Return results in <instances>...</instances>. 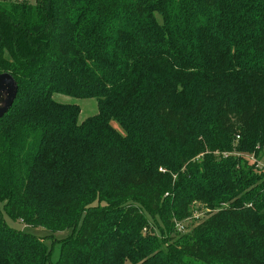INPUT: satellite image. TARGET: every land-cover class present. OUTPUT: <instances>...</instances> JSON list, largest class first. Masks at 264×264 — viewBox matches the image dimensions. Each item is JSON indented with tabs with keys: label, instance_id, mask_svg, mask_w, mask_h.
Segmentation results:
<instances>
[{
	"label": "trees",
	"instance_id": "1",
	"mask_svg": "<svg viewBox=\"0 0 264 264\" xmlns=\"http://www.w3.org/2000/svg\"><path fill=\"white\" fill-rule=\"evenodd\" d=\"M4 73L0 202L56 264H264V0H2ZM48 259L0 216V264Z\"/></svg>",
	"mask_w": 264,
	"mask_h": 264
},
{
	"label": "rangeland",
	"instance_id": "2",
	"mask_svg": "<svg viewBox=\"0 0 264 264\" xmlns=\"http://www.w3.org/2000/svg\"><path fill=\"white\" fill-rule=\"evenodd\" d=\"M31 4L35 3V0H28ZM2 3V0H0ZM53 99L55 102L60 104L77 105L80 108V115L78 122L82 123L84 120L93 117L97 114V105L95 100H77L61 95H54ZM115 129L122 132L116 123H112ZM0 216L7 227L19 231L23 234L31 235L40 239L44 242L45 246L49 251V259L47 264H56L59 259L60 253V241L69 237L71 231H64L58 233H50L47 229L42 227H28L20 221H14L10 219L3 209V203L0 202ZM185 223H189L188 221Z\"/></svg>",
	"mask_w": 264,
	"mask_h": 264
},
{
	"label": "water",
	"instance_id": "3",
	"mask_svg": "<svg viewBox=\"0 0 264 264\" xmlns=\"http://www.w3.org/2000/svg\"><path fill=\"white\" fill-rule=\"evenodd\" d=\"M18 87L10 74H0V119L11 109Z\"/></svg>",
	"mask_w": 264,
	"mask_h": 264
},
{
	"label": "built area",
	"instance_id": "4",
	"mask_svg": "<svg viewBox=\"0 0 264 264\" xmlns=\"http://www.w3.org/2000/svg\"><path fill=\"white\" fill-rule=\"evenodd\" d=\"M252 161H254V159H252ZM257 167H259V168H264V164H262V163H257Z\"/></svg>",
	"mask_w": 264,
	"mask_h": 264
}]
</instances>
